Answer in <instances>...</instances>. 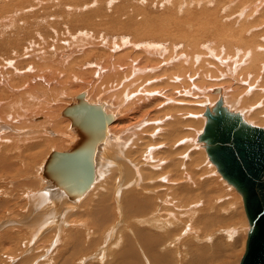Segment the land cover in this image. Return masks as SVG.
<instances>
[{
  "label": "bare ground",
  "instance_id": "1",
  "mask_svg": "<svg viewBox=\"0 0 264 264\" xmlns=\"http://www.w3.org/2000/svg\"><path fill=\"white\" fill-rule=\"evenodd\" d=\"M230 1H232L231 5L237 4V2H239L238 4H241V7H243V5L246 6L247 3L250 4L249 2H251L252 4L238 16H235L234 13V16H231L229 12H226V9L224 11L226 12V14L224 13V15L220 16V5L219 7H214V9L210 8L214 4V0H133L131 3L123 1L124 3L122 2L121 4L119 3V0H0V180H3V178H5V175L10 180L11 178L27 177L28 173H30L31 175V164L37 159L38 154L41 155L40 153L42 150H48L52 145L62 144L63 139V144L60 147L65 148L63 151L57 152L70 151L76 145L79 146V149L81 148L80 144H82L83 140H86L87 138H83L80 141L78 129L73 126L70 118L63 115V111L68 106L76 103L77 98L80 95L84 96V100L88 104L101 105L104 114L111 115L113 117L112 122L105 126L107 127L105 139L96 146L94 159L95 178L90 189L84 195L78 197L75 200H72L69 198L64 189L58 188L52 180L45 177L44 171L47 161L50 155L56 150L51 151L47 155L41 166L40 177L43 179V190H38L39 192L35 193L28 190V193L19 194L22 195L24 199L25 197H31V200L36 199V205L38 204L41 209L38 212L34 213L36 216L40 214V217H44L45 219L44 222L40 221L38 224H33L30 226V228L32 229V233L30 234V239H28L29 241H34L36 239V236L42 238L47 232H49V230L55 228V225H57L58 223L56 215L59 213V211H57L59 207L57 206L62 204V202H65L68 205H72L69 209L74 210L81 207L82 205H89L90 208H92V210L94 211L93 217L96 216L99 223H107L113 216L112 206L113 203H115L113 199V196H115V182L112 175H114V171L116 169H118L116 170L117 172L123 170L125 166H127L128 169L130 168L127 164H122V166H125H123L124 168L122 167V169L119 170L118 167L120 166H118L117 168L113 166L114 160L116 157L123 158L125 154H129V151L131 152V150H133V147L134 149H136V152H138V149L133 144L136 145L138 142H143V145L141 144L142 146H140V148H143L144 150L141 152L142 154L140 153V151L139 153L134 154V156L136 154H141V156L143 155L142 160L138 161L141 159L139 157L140 155H138L139 158H134V156H132L135 150L132 151V155H130L132 156L131 159L133 158L132 160L134 161V163H136V159H138L137 162H143L141 163V170L143 171L141 173L143 175L138 171H134V175L138 174V176L136 177L137 180H135L134 175H132V177L130 176V179H128L129 177L127 175H124V173L132 174V170H125L126 168L124 170L127 173L124 171L123 175L124 177H128L126 179L128 183L129 180H131L132 182L134 181V184L138 190H141V188L139 189V185L142 181L146 183V185L144 186L142 185V182V186H140L142 187V189L144 188V191L146 190V192L144 193L148 195H151V193H153V196H143L144 193L135 191L134 189L136 188L134 186V189L133 187H131L133 191L130 192L128 196H126V198L128 199L127 202L124 198L125 196H121L122 198H124V201L122 202L127 203L124 210H128V213H123V215L127 219L125 221H130L128 220V218L131 217L134 220V225H126L128 226V230L134 232L133 237L136 238V242H133L130 237L129 240L127 236L126 239L124 236V240H126L128 243L132 241L131 243H133L135 248L137 245V248L127 249L126 247L125 250L115 252V255H117L116 264H166L168 262V252L159 254L156 251V247L162 245V238L166 237L163 232H166L167 236L170 235V238H172L173 241V243L171 242L173 246L177 245V242L178 246L181 242V245L183 244V246L188 243L190 244L185 252V256H189L188 264H203L205 262V258H203L202 260V256H206V254L209 252H212L213 255H216V258H220L223 250L222 247L217 248V246L213 245V243L215 242L212 241L213 239L206 235V232L202 235V237L199 236V241L203 239H208V241H206V243L201 246H198L197 243L195 244V237L197 236V233L200 232L198 228L199 226L203 227L202 224L205 221L204 219H202L204 221L201 225H198L199 222H197L198 224L196 223V227L195 224H191L193 228L188 226L191 228V230L194 229L193 231H195L196 236L189 237L187 233L185 234L186 236L188 235V238L186 240L184 238V240L181 241L182 236L179 234V232L178 234H176L177 231L176 233L173 232L175 228L173 230L168 229L171 223H176V219L172 221V219L174 218L172 214L173 210H170L174 208L170 205L174 202L173 200H175L174 204L177 205L179 203H176V201H182V199L186 197L185 195H187L188 198L186 197V201H188L189 197L197 196L196 194L198 192V189L195 187L196 184L197 186H200L201 182H203L204 185L206 184V186L208 184V182H205L203 178L202 181L197 180V182L199 181L200 184L195 181V179L197 178V173L199 174L200 172V168L199 172H196L198 171L197 168L200 166H198V154L194 153L195 151H192V153L186 155V160L185 162H183L186 168L184 169L183 167L185 171L184 173H181V171H183L181 170L182 163H180V161L178 160V155L181 154L180 152H182L179 148L180 145H191L192 147H194V150H200L203 157L206 156L204 155V150L202 153V149L199 148L201 147L205 149L208 160H210L213 166L216 167H213L215 171H217V173H220L217 164L212 160L207 152L208 143L201 140V137L205 132V127L207 123H209L208 113H215L218 109H223L229 115L233 117H239L246 125L263 128V125L261 126V123H264V45L262 44V41H260L256 36H253L251 38V35L250 38L248 37V35H250L249 31H251V27H249L248 23L250 24L251 18L256 17L260 12V15L262 17L260 18L261 21H259V18L257 17L258 24L254 22L257 26L253 27H259L261 32V27L259 24L264 23V0ZM245 1L247 2L246 5ZM226 2H228V0H226ZM238 4L236 5L237 7ZM139 5L147 6V8H141L139 7ZM227 6L230 7L229 5ZM222 7H224V5ZM155 9H161L163 12L166 11L167 14L165 13L166 15L164 17L171 16L172 18H167L168 24L163 29H161L160 34L156 33V29L159 27L160 23L151 21L148 23L146 22V20L148 21L149 19H151V17L153 16H151V14ZM227 13L229 15H227ZM181 15H184V17ZM191 16H203L204 20L207 18L206 16L210 17L212 20L208 18V21L211 20V22H209L211 24V27L215 29V31H211L212 33L209 32L211 29H208L209 25H206L208 22H205L206 24L204 25H199V27L201 28H197L195 24H192V22H194L193 20L190 24L186 19ZM154 17L155 15L153 16V18ZM126 18H128L129 20ZM201 18L202 17H200V19ZM140 19H142V21L144 20L147 24H145L144 22V25L141 28H135V30L137 29L136 31L139 33L137 34L138 38L136 37L135 39H128L126 38L127 35L125 33H119L117 34V36H115L112 34V32V35L110 34V36L108 37L103 36L104 39L102 41L104 43L107 40H110V44L108 45L109 50L106 48V46L103 48H106L107 50L101 49V47L104 45H102L103 42L100 43L99 41H96V38H93L94 36L92 35L87 34L86 36L85 33L81 32V35L77 36L76 34L71 35L69 32H67V30H69L71 33L74 32V27H78L79 25L87 27L91 31L89 32L88 30H86V32H88L89 34L92 33V30H95V32L97 31V33L99 34L100 30L98 28L103 26L105 28V23L109 21H114L116 28H121V26H124L123 29L118 30V32H122L127 29V26L125 24L130 22V20L137 22L139 20L140 23ZM201 20L203 21V19ZM201 20L199 21L201 22ZM205 25L207 29L204 27ZM144 26L147 27L146 30L143 29ZM65 32L70 34L69 37H71V39L66 34H64ZM258 34L260 33L258 32ZM100 36L101 35H99V37ZM150 38H152L153 40L150 41ZM66 39H69V41H67ZM64 40H66L67 42H65ZM82 45H86V48H90V50H86L84 51V53L78 54L79 52L75 50L81 48L84 49L85 46ZM123 47L130 49L126 50L127 52L124 54H119V51L121 52L123 49H126ZM136 51L137 53L135 56H130ZM76 54L80 55L82 58H79L78 56L75 58V60L72 59L73 61L69 62L68 58ZM247 65L252 67L251 69L249 68L251 70L250 72L247 71ZM90 68H93V70L91 71ZM85 69L91 71L93 75L92 81L85 80L84 76L86 77L87 74L84 75L83 72H81ZM146 69H148L152 73L159 72V75L154 77L153 82H151L153 78L149 82H147L148 78L147 81L146 79L143 80V76H139V79L137 77L138 81H134L133 77L141 74H146ZM115 72L117 79L116 84L105 88H102L101 85L99 86L97 84L98 81H101V78L106 75V73L110 74ZM148 77L150 78V75ZM61 78L65 79L60 80ZM144 81H146V83ZM59 84H65L64 88L70 90V95H75V97L70 99V103H66L64 109L62 108L63 110L61 112V116L64 117L62 118L63 120L57 119L58 122L54 123L57 117V113H53L51 106H48L47 103L44 102L45 98L43 100L39 98L37 90H40V92L41 90L43 92H49L53 90L50 95L48 93L47 94L49 95L48 97H50L51 95L54 96L57 94V86H59ZM181 89L182 92H178ZM212 90L214 94L212 93ZM95 95L99 96L95 97ZM54 97L52 99H54ZM60 98L59 100L61 101ZM152 99H154V101L157 99L158 102H160L156 108L152 106ZM260 99H262V101H260ZM48 100L49 101L47 102L49 103L51 100ZM56 101L58 102V99ZM256 101H260V103L256 104ZM55 104H52V107L56 108ZM204 106L206 107V110L204 109ZM162 109H172L174 112L167 111L168 115H166L167 112H164L165 116L162 115L163 118H161L160 120L154 119V114L156 115L158 112H161ZM40 115L45 117L46 122H53L52 129L58 131H65L67 129V132H63L62 134H54V131L51 132L52 137H43L44 132H41L43 133L42 136L33 132L31 133L33 134V136L29 135V132L27 134V129L32 127L34 129L36 127L31 124L38 123L37 117L39 118ZM201 115L205 117V121L201 117ZM189 119H194L192 121H195V119L201 120V127L199 130L197 129V134L194 132L191 135L189 133H186V131H188L189 129H194L190 124L192 121H189ZM91 121L95 127H98V124L100 126L102 125V123H97L93 119H91ZM259 121L261 122L260 125H258ZM41 123L40 125H42ZM69 127L70 131H68ZM40 130L41 129L38 130L39 133ZM195 130L196 129H194L193 131ZM45 134H48L47 130ZM158 136L161 140L159 141L161 142L160 145H162L161 147L164 148V154L167 155L168 159H162V156L160 157L161 160L158 157L157 159L159 160L154 161L156 159H153L152 156L154 157L155 154L157 155V153L155 152L159 151L157 150L159 148H157L156 146H154V148H150L149 144L153 143L158 138ZM159 142L157 145H159ZM198 142L201 143V145L198 144ZM111 149H113L112 152L114 151L116 154L115 156L111 155L107 157ZM152 149H155V154H153ZM163 151L162 153H160L161 155L163 154ZM157 156H159V154ZM129 158L130 157L128 156V159ZM129 162H131L130 159ZM195 163L198 167L195 166ZM205 164L206 163L202 165H204L205 167ZM139 166L136 169H139ZM153 167L156 171L158 170L163 173L159 172V174L161 173V175L156 176L158 173L156 172V174L154 172ZM210 170L207 171L208 175H210L213 171L212 170L210 172ZM195 173L196 175L194 176ZM202 173L204 175V171H202ZM78 174L80 175V171ZM139 174L142 175L143 179L140 178ZM203 175H201V177H203ZM217 176L215 178H217L218 181L219 179ZM221 177L224 181L228 182L222 174ZM132 178L134 179L132 180ZM198 178L200 179V177ZM215 178L213 179L215 180ZM210 179H212V175ZM20 180L23 181V179ZM11 185H14V183H11ZM21 185L23 187L22 192H24L26 183H21ZM204 185L200 186L199 189L204 188L205 194L207 193L206 190H208V188L209 190L213 189V187L210 188V183V187H204ZM214 185L215 184H213V186ZM28 186L30 187L31 185L29 184ZM9 190L10 189H8L7 187V189L3 191L1 190L0 194L2 192V196L4 198L9 196L10 199L12 197L11 195H9ZM209 190L206 195H211V197L209 196L211 199L213 198L211 193L214 192H210L209 194ZM214 190L215 189H213V191ZM16 194L18 200L20 196H18L17 192ZM216 194L217 193L215 192V195ZM239 195L242 198L244 205L243 196L241 193ZM201 196L204 197L203 194ZM171 197H173L174 199ZM177 197H180V201ZM193 198L195 199V197ZM206 198L204 200H206ZM204 200L200 198L199 202L201 201L204 203L200 204V206H204L208 203L207 202L205 204L207 200ZM53 203H55L56 206ZM182 203L184 204V201H182ZM195 203L196 202H191V204L189 203L192 208L194 207V211L191 210V212H189L190 209L188 208V212L190 213V216H192V218L194 217V214H197L195 211H198L195 210ZM74 204H80V206H75ZM8 206L9 205H7V207ZM178 207L176 209H178ZM208 208L210 207L208 206ZM201 210L203 211V209ZM219 210L221 209L219 208ZM226 210L227 208L225 207V211ZM68 211L69 210L67 208L63 209L62 211V213H65V218L69 213ZM205 211L206 210L204 209L203 212ZM174 213L176 212L174 211ZM13 215L15 216V214ZM115 215L116 219H118L119 217H117V214ZM176 215L179 216V214ZM213 215H215L214 212ZM182 216L181 219L179 218L180 220H182ZM211 217H213L212 214ZM227 217L226 219L229 220L230 216L227 215ZM36 218V220H39V217ZM232 218L233 217H231V219ZM104 220L106 222H104ZM187 220L190 224L192 223L191 220L197 221L200 219L193 218L191 220ZM212 220H214V218H212ZM0 223H3L2 225L0 224V230H5L7 229L6 227L10 224L12 225L14 223L17 224L22 222H16L13 220V223L11 221ZM175 223L173 224L174 227H176ZM180 223H182V221ZM187 224L188 223H186L185 221L186 228ZM62 225L68 227L65 222H62ZM80 225L83 226V224ZM212 225L214 226V222L212 223ZM99 226L101 225L97 224L96 228H98ZM179 226L180 225H178L177 227ZM114 227L112 225L110 227L111 230H115L116 228L113 229ZM141 227H150L152 229H155L156 233H154V230H152L151 233L148 231L149 228L144 229ZM182 227H184V225ZM156 229L160 232L157 233ZM177 229L178 228H176V230ZM184 230L186 231V229ZM180 231H182V229H180ZM239 231L237 232V234L240 233ZM6 232V236L4 237L5 239H1V245L3 247H12V236L7 234L8 232ZM108 232L106 231L104 233V235L107 234V237L105 235L104 237H106V239L102 238V241L104 240V242L109 243L112 241L111 239L113 235L110 237V234H108ZM229 232L227 233V231H225L227 238L228 234L230 236L235 234V232ZM249 232L250 226L248 229V235ZM245 233H247V231ZM63 236L65 239L69 240H73L72 237H78L80 239L78 242L82 245L86 242H92L90 239L88 240V237L92 238V232H75L73 234H71L70 232H63ZM115 239L117 238L115 237ZM219 240H222V238H219ZM233 242H235L234 239ZM120 243L121 238H119L112 246H119ZM164 243L165 242H163V244ZM166 244L168 243H165V245L162 246H166ZM233 245H230V247H232L230 248L231 250L235 249L233 248ZM235 245H237V243H235ZM99 247L100 249L96 253V257L97 259H100L101 264H105V262L108 261H106L105 259L112 249H108L106 247L104 248L101 244L98 245V248ZM159 248L160 246L158 247V251ZM225 249L228 250L229 248L226 246ZM128 253L132 254L133 257L130 256L128 258ZM86 256L87 255L85 254V258ZM149 256L151 257V259L149 258ZM10 258L12 259V257ZM214 260L213 262L218 261L219 259L215 261ZM110 263L108 262V264ZM220 263L223 264L225 262L220 261Z\"/></svg>",
  "mask_w": 264,
  "mask_h": 264
},
{
  "label": "rangeland",
  "instance_id": "2",
  "mask_svg": "<svg viewBox=\"0 0 264 264\" xmlns=\"http://www.w3.org/2000/svg\"><path fill=\"white\" fill-rule=\"evenodd\" d=\"M130 2L129 0H119V3L121 4L122 2ZM133 1V0H132ZM131 1V2H132ZM223 1H224V3H223ZM230 0H228V2H226V0H214V4L212 5V7H210V8H212V9H214V7H219V5L221 6V7H219V11H221V12H219L220 13V16H222V15H224V13L226 14V12H229V14L232 16L233 15V13H234V15L235 16H238V15H240V14H242L244 11H245V9H247V8H249L250 6H251V2H249L250 4H248L246 1H245V5H246V3H247V5L246 6H244L243 5V7H241L242 5L241 4H238L239 2H237V4H238V7L236 6L237 4H232L231 5V2L232 1H230ZM251 1V0H250ZM256 1V0H255ZM263 1V0H262ZM123 2V3H124ZM130 2V3H131ZM218 2V3H217ZM221 2V3H220ZM135 3V2H134ZM216 3V4H215ZM225 3H226V5H225ZM116 4H118V3H116ZM216 5V6H215ZM224 5V7H222ZM227 5H231L230 7H228ZM236 6V7H235ZM248 6V7H247ZM139 7H141V8H144V9H146L147 8V6H144V5H139ZM226 7V8H225ZM235 9H233V8ZM200 8V7H199ZM228 8V9H227ZM244 10H243V9ZM225 9L227 10L226 12H224L225 11ZM241 9V10H240ZM238 12H237V11ZM240 10V11H239ZM237 12V13H236ZM167 14V12L165 11V12H163L161 9L160 10H154V12L151 14V16L153 15H155V17L153 18V16L151 17V19H149L148 21L146 20V22L148 23V22H157V23H160V25H159V27L156 29V33L157 34H160L161 32V29H163L167 24H168V20H167V18H169L170 17V19H172L171 18V16H166V17H164L166 14ZM198 13H200V12H198ZM232 13V14H231ZM160 14H163V15H160ZM228 13H227V15H229ZM159 15V16H158ZM233 15V16H234ZM259 15H260V12L258 13V15L256 16V17H254V18H251V22H250V24L248 23V25H249V27H251L250 28V30L251 31H249V34L250 35H248V37L250 38V36H251V38L253 37V36H256L260 41H262V44L264 45V23L262 24L261 22V24H259L260 25V27H261V32H260V29H259V27L257 28V27H253V26H257L254 22H256L257 24H258V19H257V17L259 18V21H261V19L260 18H262L261 17V15H260V17H259ZM181 16H183L184 17V15H181ZM158 17V18H157ZM164 18V19H162V18ZM193 16H191V17H188L186 20H187V22L189 21V23L191 24V22H192V20L194 21V22H196V21H198V22H196V23H194V22H192V24H195V26H197V28H201V27H199V25H204V24H206L207 22V26H208V29H211L209 32L210 33H212V32H214L215 31V29H213L212 27H211V24H210V22H211V18L210 17H208V16H206L207 18L204 20V17L203 16H200V17H202L201 19H203V21L200 19V17H193ZM159 18H160V20H159ZM208 18L209 19H211V20H209L208 21ZM264 18V17H263ZM126 19H128V18H126ZM254 21H253V20ZM129 20V19H128ZM199 20H201V22L199 21ZM232 20H234V19H232ZM263 20V19H262ZM135 22V23H134ZM145 21L143 20L142 21V19H140V23H139V20H138V22L137 21H133V20H130V22H128L127 24H125L126 26H127V29L126 30H124V31H122V32H118V30H120V29H123L124 28V26L122 27L121 26V28L119 27H115V24H114V21H109V22H106L105 23V28H104V26L103 27H99L98 29L100 30L99 31V34L97 33V31L95 32V30H92V33L91 34H89L88 32H86V30H88L89 32H91L87 27H85V26H79L78 25V27H74V32H70L69 30H67V32H69L71 35L72 34H76L77 36H80L81 34V32H83V33H85V35L87 36V34L88 35H92V36H94L93 38H96V41H99L100 43H102L103 41V39H104V37L103 36H105V37H108V36H110V34H111V32H112V34L113 35H115V36H117V34H119V33H122V34H126L127 35V37L126 38H128V39H130V38H132V39H135L136 37L138 38V35L137 34H139L136 30H135V28H141L144 24ZM145 22V24H147ZM206 22V23H205ZM131 23V24H130ZM133 23V24H132ZM138 23V24H137ZM188 23V24H189ZM199 23H201V24H199ZM107 24H108V27H107ZM189 24V25H190ZM134 25H135V27H134ZM162 25H163V27H162ZM206 25L204 26L205 28H206ZM262 25V26H261ZM112 26H114V27H112ZM194 26V25H193ZM162 27V28H161ZM210 27V28H209ZM80 28V29H79ZM86 28V29H85ZM102 28V29H101ZM104 28V29H103ZM110 28V29H109ZM111 28H112V30H111ZM252 28H253V30H252ZM255 28H257V29H255ZM84 29V30H83ZM106 29V30H105ZM117 29V30H116ZM143 29H147V27L146 26H144L143 27ZM207 29V28H206ZM213 29V30H212ZM256 31H255V30ZM116 30V31H115ZM131 30V31H130ZM85 31V32H84ZM103 31V32H102ZM135 33H134V32ZM212 31V32H211ZM253 31V32H252ZM260 33V34H258V32ZM109 32V33H108ZM137 32V33H136ZM140 32V31H139ZM251 32H252V34H251ZM96 33V34H95ZM200 33V32H199ZM209 33V34H210ZM64 34H66L68 37H69V35L70 34H68V33H64ZM109 34V35H108ZM111 34V35H112ZM136 34V35H135ZM99 35H101L100 37H99ZM262 35V36H261ZM102 37V38H101ZM134 37V38H133ZM70 39H71V37H69ZM80 38V37H79ZM100 38H101V40H100ZM67 41H69V39H66ZM66 40H64L65 42H67ZM150 41H152L153 39L152 38H150L149 39ZM148 41V40H147ZM149 41V42H150ZM158 41V40H157ZM109 42V43H108ZM152 43V42H151ZM261 43V42H260ZM104 44V45H103ZM110 44V40L108 41H106L105 43L103 42L102 43V47H101V49H108L109 50V47H108V45ZM86 45H89V44H86ZM86 45H82V46H85V48L83 49V48H81V49H78V50H75V51H77V52H79L78 54H82V53H84V51H86V50H90V48H86ZM81 46V47H82ZM106 46V48H103V47H105ZM123 48H126V47H123ZM122 48V49H123ZM106 49V50H107ZM130 49V48H129ZM129 49H123L121 52L119 51V54H124V53H126L127 51L126 50H129ZM136 53H137V51L136 52H134V53H132L130 56H135L136 55ZM79 56V58L81 57L80 55H72L71 57H69L68 58V61L69 62H71V61H73V60H75V58L76 57H78ZM82 58V57H81ZM73 59V60H72ZM249 65H247V71H251L250 69L252 68L251 66H249ZM250 68V69H249ZM87 69H85V70H83V71H81V72H83V74L84 75H86V77H87V79H86V77L84 76V78H85V80H87V81H92V78H93V75H92V73H91V71L93 70V68H90V70L91 71H89V70H87ZM147 71H146V74H141V75H137V76H135V77H133V79H134V81L135 80H137V77H138V79H139V76L140 77H142L143 78V80H145L146 79V81H147V78H148V81L147 82H149L152 78V81L151 82H153V80H154V77L155 76H158L159 75V72H154V73H152V72H150L148 69H146ZM84 71H86V72H84ZM246 71V70H245ZM76 73H79V72H76ZM155 74H157V75H155ZM90 75H91V77H90ZM146 75V76H145ZM150 75V78L148 77ZM145 76V77H144ZM89 77V78H88ZM157 78V77H156ZM63 79H65V78H61L60 80H63ZM116 72L115 73H106V75L103 77V78H101V81L99 80L98 81V85L100 86L101 85V87L102 88H105V87H108V86H113V84H116ZM138 81V80H137ZM146 81H144L145 83H146ZM97 82V81H96ZM100 82V83H99ZM68 83H70V82H68ZM72 84V83H71ZM65 85V84H64ZM64 85L63 84H59V86H57V94L56 95H54V96H56V97H54V96H50V97H48L50 94H51V92L53 91H49V92H47V91H45V92H43L42 90H41V92H40V90L38 91L37 90V94H38V96H39V98L41 99V100H43L44 98L46 99H44V102L45 103H47V105L49 106H51V108H52V110H53V113H57V117H56V119H55V121H54V123L55 122H58L57 121V119L58 120H60V119H62V118H64V117H62L61 116V112H62V110L64 109V107L66 106V103H70L71 101H70V99L71 98H73V97H75V95H70L71 93V91L70 90H67V89H65L64 88ZM107 85V86H106ZM60 88H61V90H60ZM134 88V87H133ZM216 89V88H215ZM121 90V89H120ZM224 90V89H223ZM68 92V94H69V97H68V94H67V92ZM134 91V90H133ZM225 91V90H224ZM85 92V91H84ZM178 92H182V89L181 90H179ZM39 93H40V95H39ZM46 93V94H45ZM49 95H48V94ZM140 93V92H139ZM212 93H213V90H212ZM46 96H44V95ZM61 94V95H60ZM66 94V95H65ZM214 94V93H213ZM64 95V96H63ZM217 95H219V94H217ZM58 96V97H57ZM61 98H60V97ZM94 96V95H93ZM96 96H99V95H95V97ZM48 97V98H47ZM54 97V99H52ZM105 97V96H104ZM59 98L61 99V101L59 100ZM106 98V97H105ZM48 99H50L51 101L48 103L47 101H49ZM58 99V102L56 101ZM65 100V101H63V100ZM262 99H263V97H262ZM262 99H260V101H262ZM100 100V99H99ZM111 101V100H110ZM152 101V106H154L155 108L159 105V103L160 102H158V100L156 99L155 101H154V99H152L151 100ZM260 101L259 102H257L256 101V104L257 103H260ZM57 102V103H56ZM63 102V103H62ZM112 102V101H111ZM114 102V101H113ZM56 103V104H55ZM155 103H156V105H155ZM158 103V104H157ZM52 104H55V107L56 108H54V107H52ZM62 105V106H61ZM54 106V105H53ZM122 106V105H121ZM58 107V108H57ZM118 107H120V106H118ZM61 108V109H60ZM63 108V109H62ZM154 108V109H155ZM56 109H58V110H56ZM204 109L206 110V107L204 106ZM237 109V108H236ZM58 111V112H57ZM60 111V112H59ZM174 112L172 109H170V110H165V109H162V113L161 112H158L157 114H159V115H155L154 114V116H155V118L154 119H158V120H160L161 118H163V116H165V113L166 112ZM245 111H246V109H245ZM165 112V113H164ZM168 112L166 113V115H168ZM163 115V116H162ZM157 116H159V117H157ZM201 117L204 119V121H205V117H203L202 115H201ZM43 118V119H42ZM42 120V121H41ZM44 120V121H43ZM63 120V119H62ZM65 120H67V119H65ZM157 120V121H158ZM188 120V119H187ZM192 120H194V119H189V121H192ZM188 121V122H189ZM200 121L201 120H199V119H195V121H192L190 124H191V126H192V128H194V129H196L195 131H193L194 129H189L188 131H186V133H189L190 135L191 134H193V132L194 133H196L197 134V129L199 130L200 129V127H201V124H200ZM37 122L38 123H34V124H31V125H34V126H36L34 129H33V127L32 128H29V129H27L26 130V133L28 134V132H29V135H31V136H33V134H31L32 132L33 133H37V134H40L41 136H42V134L43 133H41V132H44V135H43V137L44 136H51V132H54V134H62L63 132L64 133H66L67 132V129L65 130V131H58V130H55V129H52L53 128V122L52 121H48V122H46L45 121V117L44 116H39V118L37 117ZM42 122V123H41ZM45 122V123H44ZM40 123L42 124V125H40ZM260 121L258 122V125H260ZM45 124V125H44ZM263 125V126H262ZM50 126V127H49ZM70 126H71V124H70ZM261 126L264 128V123H261ZM41 127V128H40ZM39 129H41L40 130V133H39V131L38 130ZM35 130H36V132H35ZM46 130H47V132H48V134H45V132H46ZM68 131H70V127L68 128ZM180 136H182V135H180ZM52 137V136H51ZM50 137V138H51ZM179 138V137H178ZM63 139V138H62ZM63 141H64V139H63ZM63 141H62V144H63ZM156 141V142H155ZM153 143H150L149 144V146H150V148H154V146H156L157 148H159V149H157V150H159V151H157V152H155V149L153 150L152 149V151H153V154H155V153H157V155L159 154V156H157L156 154V156L154 155V157L152 156V158L153 159H156V160H154V161H158L159 159L161 160V158L160 157H162V159H168V157H167V155L166 154H164L165 152L163 151L164 150V148L163 147H161L162 145H160L161 144V142H159V141H161L160 140V138H159V136H158V138L155 140ZM159 142V145H160V147H159V145H157L158 144V142ZM139 143V144H138ZM136 145L135 144H133L138 150V152H136V149H134V147L132 148L133 150H131V152L129 151V154H125V156H123V158H118V157H116L115 158V160H114V163H113V166L115 167V168H117L118 166H120V167H118L119 168V170H121L122 169V167L123 166H125L126 164L130 167L129 169H128V167L127 166H125V170H132V174L130 173V174H125L124 173V169L123 170H121V171H117L118 172V175H117V172H116V170H118V169H116L115 171H114V175H112L113 176V178H114V182H115V196H113V199H114V202L115 203H113V206H112V211H113V216H112V218H110V220L107 222V223H99V221H98V219H97V217L96 216H94L93 217V210H92V208H90V206L89 205H85V206H81V207H79V208H77L76 210H74V209H69L72 205H68L67 203H65V202H62V204H60L59 206H57V207H59V209L57 210V211H59V213L56 215V218L58 219V223H57V225H55V228H53V229H51V230H49V232H47L42 238H40V237H37L36 236V239L33 241H29L28 239H30V234L32 233V229L30 228V226L31 225H36V224H38L40 221H42V222H44V217H40V214L39 215H35V213L34 212H38L40 209H41V207L37 204L36 205V199L34 200H31L30 198L31 197H28V198H26L25 197V199L22 197V195H19V194H21V193H28V190L30 191V192H39V191H41V190H43V179L40 177V171H41V166H42V164H43V162H44V160L46 159V157H47V155L51 152V151H53V150H56V151H63L64 150V148H61L60 146H62V144H60V145H52L48 150H46V149H44V150H42L41 151V155H39L38 154V157H37V159L34 161V162H32V164H31V168H30V172H31V175H30V173H28L27 174V177H23V178H11V180L9 179V178H7L6 177V175H5V178H3V180H0V191L2 190H5V189H7V187H8V189H10L9 190V195H11V197L12 198H10L9 199V196L8 197H3L2 196V192H1V196L3 197H1L0 196V211H2V212H0V222H12L13 223V220L14 221H16V222H22V223H14V224H10V225H8L6 228L7 229H3V230H0V264H101V261H100V259H97V257H96V253L98 252V250L100 249V247L98 248V245L99 244H101L104 248L106 247V248H110V249H112L111 251H110V253L107 255V258L105 259L107 262H105V264H108V262L110 263V264H114V262H115V264H116V262H117V255H115L116 253L115 252H119V251H122V250H125L126 249V247H127V249H136L137 248V245H136V248L134 247V245H133V243H131L132 241L133 242H136V238H134L133 237V235H134V232H131V230H128L127 229V225L126 224H131V225H134V220H133V218L131 217V218H128V220H130V221H125V220H127L126 219V217L123 215V213H128V210H124V208H125V205L127 204L126 202H127V198H126V196H128L129 195V193L130 192H132L133 191V189H134V187L136 188V186H135V184H134V181L132 182L131 180H129V183H128V181L126 180L128 177V179H130V176L132 177V175H134L133 173H135L136 171H138V172H143L141 169H142V166H141V163H143V162H137V160L138 159H136L135 161H136V163H134V161L131 159V157L132 156H134V154L135 153H139V151H140V153L142 152V151H144L143 150V148L141 149L140 148V146H142L143 144V142H138ZM197 143V142H196ZM142 144V145H141ZM198 144H200L201 145V143H199L198 142ZM197 144V145H198ZM153 145V146H152ZM199 146V145H198ZM139 147V148H138ZM200 147V146H199ZM61 148V149H60ZM180 150L182 151V152H180L181 154H179L178 155V160L180 161V163H182L181 164V166H182V169L181 170H183V171H181V173H184V169L186 168L185 166H184V163L183 162H185V160H186V155L188 154L189 155V153H192V151L194 152V153H196V154H198L197 155V162H198V166H200V167H198L197 166V164L195 165L196 167H198L197 168V170L198 171H196V172H199V168H200V172H199V174L197 173V178L195 179V181L197 182V180H199V181H202V178H203V180L205 181V182H208V184H207V186H206V184L204 185V183L203 182H201V185L200 186H203L204 185V187H210L209 186V183L211 184V187L210 188H212L213 187V189H215L214 191H213V189H210L209 190V188H208V190H209V194H210V192H214V193H211L212 194V197L213 198H211L210 199V197H211V195H206L207 193H208V190H206V194L204 193V188H202V189H199V187L200 186H197V184L195 185V187L198 189V192H197V196H192V197H189V199H188V201H186V199L188 198L187 197V195H185L186 197H184L183 199H182V201H184V204L182 203V201H180V197H177V198H179V201L181 202H177L176 201V203H179V204H174V202H175V200H173L174 198L173 197H171V198H173L172 200L174 201L173 203H171L170 205H171V207H174V208H172V209H170L173 213V216H174V218L172 219V221H174L175 219H176V223H175V225H176V227H174L173 226V224L174 223H171V225H170V227H169V229L168 230H173L174 228H175V230L173 231V232H175L176 233V231H177V233L176 234H178V232H179V234L182 236H180L182 239H181V241L182 240H184V238H185V240L188 238L187 236L189 235V237H195L196 236V234H195V231H193L194 229H192L191 230V228H193L192 227V225L193 224H195V227L197 226L196 225V223L197 222H199V224L198 225H201L202 224V222H203V224H202V226L203 227H201V226H199V230H200V232H198L197 233V236L195 237L196 238V240H195V244L197 243V245L199 246H201V245H203V244H205L206 243V241H208V239H206V240H200L199 241V239H200V237H202V235L206 232V235L207 236H209L211 239H213L212 241H214L215 243H213V245H215V246H217V248L218 247H222V249L224 250L225 248H226V246L230 249V248H232V247H230V245H235V243H237V245H235V247H234V245H233V248H235V249H225L224 251L222 250V253H221V255H220V258L218 257V258H216L217 256L216 255H213L212 254V252H209V253H211V254H209V253H207L206 254V256H202V260H203V258H205V262H207V260H208V262L207 263H205L204 261V263L203 264H221L220 263V261H222V262H225V263H227V264H240V262H241V259H242V257L244 256V254H245V249H246V241H247V235H248V229H249V226H250V224L248 225V223H249V221H248V218H247V216H246V212H245V208H244V205H243V201H242V198L240 197V192H238V190L232 185V184H230L229 182H226V181H224L223 179H222V177H221V174L220 173H217V171H215V169L214 168H216L215 166H213V164L210 162V160H208V156H207V154H206V151H205V149H203V148H199V149H202V153H203V150H204V155H206V156H204L203 157V155L201 154V151L200 150H194V147H192L191 145L190 146H185V145H180ZM190 148H193V149H190ZM196 148V147H195ZM187 149V150H186ZM112 150L113 149H111L110 150V153L107 155V157L108 156H115V152L113 151L112 152ZM135 150V151H134ZM160 150H161V152H160ZM191 150V151H190ZM132 151H134L133 152V155H132ZM162 151H163V154L161 155L160 153H162ZM184 151V152H183ZM189 151V152H188ZM197 151V152H196ZM155 152V153H154ZM159 152V153H158ZM186 152V153H185ZM43 153V154H42ZM45 153V154H44ZM128 153V152H127ZM142 154V153H141ZM141 154H136L135 156H134V158L136 157H138V155H140L139 157L141 158L140 160H138V161H141L142 160V156H141ZM152 154V155H153ZM200 154V155H199ZM127 155V156H126ZM130 155H132V156H130ZM164 155H166V156H164ZM128 156L130 157L129 159H130V161L131 162H129V159H128ZM138 157V158H139ZM159 157V159H157ZM206 157V158H205ZM185 158V159H184ZM205 158V159H204ZM119 159H120V161H119ZM122 159V160H121ZM126 159V160H125ZM188 159V158H187ZM202 161V162H201ZM206 161V162H205ZM122 162H124V163H122ZM201 162V163H200ZM134 163V164H133ZM140 163V164H139ZM204 163H206L205 164V167H204V165H202V164H204ZM208 163V164H207ZM210 163H211V165H210ZM117 164V165H116ZM118 164H120V165H118ZM122 164H125V165H123L122 166ZM137 164H139V165H137ZM192 164V163H191ZM135 165H137V166H135ZM143 165V164H142ZM133 166V167H132ZM138 166H139V169H136V168H138ZM208 166H211V167H207ZM132 167V168H131ZM141 167V168H140ZM183 167H184V169H183ZM214 167V168H213ZM114 168V169H115ZM201 168H202V170H201ZM134 169V170H133ZM211 169V170H210ZM141 170V171H140ZM153 170H154V172L157 174L156 176H159V175H161V173H163V172H161V171H156L155 170V168L153 167ZM210 170V172H211V174L210 175H208V172L207 171H209ZM217 170V169H216ZM39 171V172H38ZM135 171V172H134ZM202 171H204V175H203V173H202ZM215 171V172H214ZM121 172H122V174H121ZM126 172V171H125ZM129 172H131V171H129ZM153 172V171H152ZM159 172H161L160 174H159ZM188 172V171H187ZM206 172H207V175H206ZM209 172V173H210ZM123 173H124V175H127V176H125L124 177V175H123ZM127 173V172H126ZM120 174V175H119ZM142 174V173H141ZM141 174H139L140 175V178H142V175ZM191 174V173H190ZM29 175V176H28ZM121 175H123V176H121ZM196 175V173L194 174V176ZM201 175H203V177H201ZM211 175H212V179H210L211 178ZM218 175V176H217ZM33 176V177H32ZM135 176V180H137V176H138V174H136V175H134ZM133 176V177H134ZM208 176H210V177H208ZM218 177V181H217V178H215V177ZM117 177V178H116ZM118 177H120V178H118ZM124 177V178H123ZM198 177H200V179L198 178ZM24 178H26V179H24ZM195 178V177H194ZM205 178V179H204ZM208 180H207V179ZM213 178H215V180L213 179ZM20 179H23V181L22 180H20ZM117 179V180H116ZM134 178H132V180H133ZM143 179V178H142ZM141 179V180H142ZM123 180V181H122ZM125 180V181H124ZM27 181V182H26ZM31 181V182H30ZM131 181V182H130ZM197 182L198 184H200V182ZM213 181V182H212ZM221 181V182H220ZM223 181V182H222ZM124 182V183H123ZM143 182V181H142ZM141 182V183H142ZM215 184L214 186H213V184ZM11 183H14V185H11ZM21 183H26V185H25V187H24V192H22L23 191V187H22V185H21ZM141 183H140V185H141ZM159 183V182H158ZM220 183V184H219ZM30 184L31 186L29 187L28 185ZM120 184H121V186H120ZM128 184V185H127ZM134 184V185H133ZM150 184V183H149ZM9 185V186H8ZM124 185V186H123ZM139 185V189L141 188V190H143V191H141V190H138L137 188L136 189H134L135 191H137V192H146V190L144 191V188L142 189V185H146V183H144L143 182V184L140 186ZM147 185H148V183H147ZM224 185V186H223ZM28 186V187H27ZM120 186V187H119ZM134 186V187H133ZM143 186V187H144ZM10 187V188H9ZM19 187H20V189H19ZM123 187V188H122ZM130 187V188H129ZM131 187H133V189L131 188ZM127 189H129V190H127ZM131 189V190H130ZM39 190V191H38ZM117 190V191H116ZM212 190V191H211ZM26 191V192H25ZM16 192L18 193V196H20V198L17 200V194H16ZM29 192V193H30ZM44 192V191H43ZM151 192V191H150ZM201 192H202V194L204 195V197H202L201 195ZM215 192L217 193L216 195H215ZM142 193V194H143ZM145 194V195H144ZM143 194V196H145V197H148L149 195L148 194H146V193H144ZM199 194H201V195H199ZM226 194V195H225ZM148 195V196H147ZM155 195V194H154ZM206 195V196H205ZM215 195V196H214ZM233 195H235V196H237V197H235V196H233ZM123 196H125L124 198L126 199V202L124 203V202H122V201H124V198H122ZM150 196H153V193H151V195ZM200 196V197H199ZM210 196V197H209ZM115 197H116V199H115ZM193 197H195V199L193 198ZM206 197H209V198H206ZM199 198V199H198ZM200 198L202 199V200H204L205 198H206V200H204V201H206L205 202V204L206 205H202V206H200V204H202L203 202H199V200H200ZM216 198V199H215ZM217 198H219V199H217ZM20 199H21V201H20ZM123 199V200H122ZM208 199H209V201H208ZM227 199V200H226ZM2 200V201H1ZM25 200V201H24ZM62 200H64V199H62ZM67 200V199H66ZM194 200H196V201H194ZM215 200H217V201H215ZM219 200V201H218ZM52 201V200H51ZM68 201V200H67ZM186 201V202H185ZM199 203H198V202ZM213 201V202H212ZM221 201V202H220ZM3 202V203H2ZM70 202V201H69ZM154 202H155V199H154ZM191 202H196L195 204V207H196V209L195 210H198V211H195L197 214H194V219H200L201 220V223H200V220H191V219H193L192 218V216H190V213L189 212H191V210L192 211H194V207L192 208V206L191 205H189V203L191 204ZM16 203V204H15ZM19 203V204H18ZM121 203V204H120ZM214 203V204H213ZM215 203H216V205H215ZM6 204V205H5ZM55 206H56V204L55 203H53ZM73 204V203H72ZM181 204V205H180ZM204 204V203H203ZM242 204V205H241ZM7 205H9L8 207H7ZM11 205V206H10ZM20 205V206H19ZM75 205V204H74ZM117 205H118V208H117ZM176 205V206H175ZM182 205H183V207L185 208H183L182 207ZM211 205V206H210ZM241 205V206H240ZM5 206V207H4ZM75 206H80V204L79 205H75ZM116 208H115V207ZM122 206H124V207H122ZM182 208H181V207ZM189 206V207H188ZM208 206L210 207V208H208ZM114 207V208H113ZM120 207V208H119ZM170 207V208H171ZM178 207V209H176ZM199 207V208H198ZM202 207V208H201ZM203 207H205V208H203ZM216 207H218V208H216ZM225 207L227 208V212L225 211ZM36 208V209H35ZM65 208H67L69 211V213L66 215V218H65V213H62V211H63V209H65ZM181 208V209H180ZM188 208L190 209V211L188 212ZM208 208V209H207ZM219 208L221 209V210H219ZM11 209V210H10ZM38 209V210H37ZM116 209V210H115ZM119 211H118V210ZM187 209V210H186ZM201 209H203V211H204V209L207 211H205V212H203ZM211 209V210H210ZM223 209V210H222ZM4 210V211H3ZM15 210V211H14ZM20 210V211H19ZM115 210V211H114ZM125 212H124V211ZM182 210H183V212H182ZM210 210V211H209ZM213 210V211H212ZM217 210V211H216ZM72 211V212H71ZM174 211L176 212V213H174ZM208 211H209V214H210V216H209V214H208ZM220 211V212H219ZM18 212V213H17ZM114 212H115V214H117V217H119L118 219H116V215L114 214ZM178 212H181V213H178ZM184 212H186V213H184ZM203 212V213H202ZM213 212H214V214L216 215H213ZM219 212V213H218ZM121 213V214H120ZM204 213H206V214H204ZM218 214V217H217V214ZM225 213V214H224ZM2 214H3V216H2ZM13 214H15V216L13 215ZM45 214V213H44ZM176 214H179V216H177ZM184 214V215H183ZM200 214V215H199ZM205 216H204V215ZM211 214H212V216L213 217H211ZM221 214V215H220ZM115 215V216H114ZM183 215V216H182ZM192 215V214H191ZM207 215V216H206ZM227 215L228 216H230L229 217V220H227L226 219V217H227ZM121 216V217H120ZM123 216V217H122ZM181 216L183 217L182 218V220H180L181 219ZM216 218H215V217ZM220 216V217H219ZM36 217H39L38 219L39 220H36L37 218ZM185 217H188V218H185ZM195 217H197V218H195ZM200 217V218H199ZM211 218V219H208V218ZM231 217H233L232 219H231ZM15 218V219H14ZM42 218H43V220H42ZM124 218V219H123ZM180 218V219H179ZM191 218V219H190ZM212 218H214V220H212ZM218 218H220V219H218ZM228 218V217H227ZM245 218H246V220L248 221H246L245 220ZM21 219V220H20ZM90 219V220H89ZM184 219V220H183ZM187 219H189V220H191V222L192 223H190L189 224V222H188V220ZM202 219H204V220H202ZM5 220V221H4ZM34 220V221H33ZM123 220V221H122ZM245 220V221H244ZM32 221H33V223H32ZM115 221H117V222H115ZM182 221V223H180V222ZM185 221H186V223H188L187 224V228H186V225H185ZM210 221V222H209ZM214 222V226L212 225V223ZM216 221H218V222H216ZM219 221H220V223H219ZM62 222H65L67 225H68V227H65V225H62ZM104 222H106L105 220H104ZM123 222H125V223H123ZM126 222H128V223H126ZM179 224H178V223ZM216 222V223H215ZM244 222V223H243ZM246 222H247V224H246ZM61 223V224H60ZM1 225L3 224V223H0ZM16 224V225H15ZM61 226H60V225ZM80 224H83V226L82 225H80ZM97 224L98 225H101V226H99L98 228H96L97 227ZM104 224V225H103ZM116 224V225H115ZM192 224V225H191ZM0 225V226H1ZM113 225V227L114 226H116V227H114L113 229H115V230H111V226ZM178 225H180L179 227H177ZM184 225V227H182ZM212 225V226H211ZM13 228H12V227ZM94 226V227H93ZM188 226H190V227H188ZM209 226H211V227H209ZM11 227V228H10ZM194 227V228H195ZM1 228V227H0ZM61 228V229H60ZM70 228V229H69ZM83 228V229H82ZM94 228H95V230H94ZM141 228H144V229H148V231L149 232H151L152 230H154V233H156L155 232V229H152V228H150V227H141ZM176 228H178L177 230H176ZM227 229V230H225V229ZM238 228H239V230H238ZM57 229V230H56ZM98 229V230H97ZM105 229H107V230H105ZM151 229V230H150ZM180 229H182V231H180ZM184 229H186V231L184 230ZM188 229V230H187ZM81 230V231H80ZM111 230V231H110ZM206 230V231H205ZM223 230V231H222ZM227 231V233L230 231V232H235V234H237V232L239 231L240 233H238L237 235H229L228 234V238H227V236H226V234H225V231ZM229 230V231H228ZM231 230H233V231H231ZM235 230V231H234ZM8 233H7V232ZM62 231V232H61ZM89 231H91L92 232V238L90 237H88V240L90 239L92 242H94V243H92V242H86V243H83V245L82 244H80L78 241L80 240L78 237L77 238H74V237H72L73 238V240L71 239V240H69V239H65L64 238V236H63V232H70L71 234H73V233H75V232H84V233H91V232H89ZM108 232V234H110V237L113 235V237H112V241L111 242H104V240L102 241V238H104V239H106V237H107V234H105L106 235V237H104L105 235H104V233L105 232ZM114 231H116V232H114ZM156 231H157V233L158 232H160L159 230H157L156 229ZM184 231V232H183ZM188 231V232H187ZM189 231H190V233H189ZM247 231V233H245ZM5 232L7 233V234H9V235H11L12 236V240L13 241H11L12 242V247H9V246H5V247H3L2 245H1V239L3 238V239H5L4 237L6 236L5 235ZM172 232V231H171ZM170 232V233H171ZM172 232V233H173ZM201 232H203V233H201ZM223 232V233H222ZM229 232V233H230ZM244 232V233H243ZM59 233H61V234H59ZM120 233V234H119ZM152 233V232H151ZM164 233V235H166V237H164V238H162V245H165V243H168V244H166V246H162V245H159L160 246V248H159V251H158V247H156V251H157V253H162V254H164V253H167L166 255L168 256V262L166 263V264H188V259H189V256H185V252H186V250H187V247L188 246H190V244L188 243V244H185L184 246H183V244L181 245V243H179V246H178V242H177V245H175V246H173V241H172V238H170V235L169 236H167V233L166 232H163ZM188 233V235L186 236L185 234H187ZM220 233V234H219ZM195 234V235H194ZM217 234V235H216ZM223 234V235H222ZM246 235V237H245V235ZM129 235H131V236H129ZM220 235V236H219ZM124 236H125V239H126V236H127V238L129 239V237L131 238V240L132 241H130L129 243H131V244H129L126 240H124ZM200 236V237H199ZM76 237V236H75ZM86 237H87V234H86ZM115 237L117 238V239H115ZM172 237V236H171ZM230 237V238H229ZM236 238V240L238 241H236L235 240V238ZM119 238H121V243L119 244V246H112ZM206 238H208V237H206ZM219 238H222V240H219ZM232 238V239H231ZM239 238V239H238ZM246 238V239H245ZM224 239V240H223ZM230 239V240H229ZM233 239H234V241L235 242H233ZM244 239H245V242H244ZM36 240H37V242H36ZM130 240V239H129ZM240 240V241H239ZM102 241V242H101ZM202 241V242H201ZM218 241V242H217ZM31 242V243H30ZM163 242H165L164 244H163ZM172 242V243H171ZM126 243V244H125ZM171 243V244H170ZM233 243V244H232ZM14 244V245H13ZM56 244V245H55ZM106 245H108V246H106ZM121 245V246H120ZM53 246V247H52ZM92 246V247H91ZM130 246V247H129ZM162 246V247H161ZM181 246V247H180ZM183 246V247H182ZM90 247V248H89ZM134 247V248H133ZM186 247V248H185ZM82 248V249H81ZM95 248H96V250H95ZM98 248V249H97ZM166 248V249H165ZM85 249V250H84ZM89 249V250H88ZM84 250V251H83ZM183 250V251H182ZM91 251V252H90ZM95 251V252H94ZM163 251V252H162ZM176 251V252H175ZM219 252V251H218ZM225 252V253H224ZM13 253V254H12ZM107 253V252H106ZM85 254L87 255L86 256V258H85ZM170 255V256H169ZM177 255V256H176ZM8 256V257H7ZM91 256H94V257H91ZM128 258L130 257V256H132V254H129L128 253ZM208 256V257H207ZM4 257V258H3ZM10 257H12V259L10 258ZM77 257V258H76ZM109 257H110V259H109ZM133 257V256H132ZM149 258L151 259V257L149 256ZM169 258H171V259H169ZM187 258V259H186ZM214 258H215V260H218V261H215L214 260ZM134 259V258H133ZM222 259V260H221ZM82 260V261H81ZM213 260L215 261V262H213ZM210 261V262H209ZM212 261V262H211ZM226 261H228V262H226ZM225 263H223V264H225Z\"/></svg>",
  "mask_w": 264,
  "mask_h": 264
},
{
  "label": "water",
  "instance_id": "3",
  "mask_svg": "<svg viewBox=\"0 0 264 264\" xmlns=\"http://www.w3.org/2000/svg\"><path fill=\"white\" fill-rule=\"evenodd\" d=\"M63 115L78 129L80 141L87 139L80 144V149L76 145L67 152L54 151L44 175L75 200L94 182L96 146L105 139V126L113 117L104 114L101 105L88 104L83 95ZM208 118L201 140L208 143L207 152L223 177L242 194L250 224L240 264H264V129L246 125L223 109L208 113ZM91 119L102 125L95 127Z\"/></svg>",
  "mask_w": 264,
  "mask_h": 264
}]
</instances>
